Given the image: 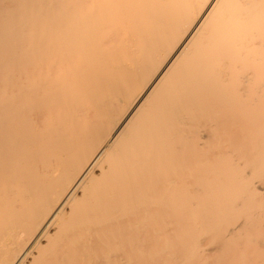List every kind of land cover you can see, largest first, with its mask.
<instances>
[{"label":"bare ground","instance_id":"bare-ground-1","mask_svg":"<svg viewBox=\"0 0 264 264\" xmlns=\"http://www.w3.org/2000/svg\"><path fill=\"white\" fill-rule=\"evenodd\" d=\"M0 264H264V0H0Z\"/></svg>","mask_w":264,"mask_h":264}]
</instances>
